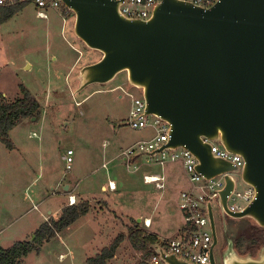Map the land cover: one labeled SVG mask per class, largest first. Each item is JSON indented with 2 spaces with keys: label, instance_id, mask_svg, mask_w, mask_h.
Listing matches in <instances>:
<instances>
[{
  "label": "rangeland",
  "instance_id": "374dc122",
  "mask_svg": "<svg viewBox=\"0 0 264 264\" xmlns=\"http://www.w3.org/2000/svg\"><path fill=\"white\" fill-rule=\"evenodd\" d=\"M55 13L51 11L48 20H40L33 7H28L0 26V100L10 103L21 98L23 86L38 101L41 112L38 120L22 121L10 134L13 151L0 145V247L9 249L18 242L32 241L49 210L54 216H46V220H58L66 198L65 188L76 186V176L91 173L93 181H98L95 187L108 184L109 180L119 185L123 180L129 190L117 195L102 192L109 206L102 201L91 203L92 215L81 217L44 243L24 264H81L96 257L121 234L125 239L107 264H143L147 257L133 248L130 229L135 227L136 215L143 209L139 201L145 193L143 176L159 173L162 166L144 164L138 157L129 172L122 154L133 145L152 140L155 118H148L150 126L145 129L135 131L129 127L133 103L142 93L129 86L126 73L108 85H93L75 95L79 71L99 61L101 55L74 36L72 13L65 15L72 19L67 33L62 32ZM68 151L73 152L70 170ZM176 165L177 179L186 181L183 164ZM245 191L247 186L239 181L238 193L244 195ZM157 195L151 193L147 197ZM237 204L246 206L241 199H237ZM213 206L218 211L217 200ZM93 217L98 218V224L91 221ZM176 220H181L180 215ZM243 222L220 260L215 257L218 264H222L223 254L232 244L240 255H246L238 251L236 237L242 235L246 239L256 232L250 228L251 222ZM247 246L243 244L239 249L245 252Z\"/></svg>",
  "mask_w": 264,
  "mask_h": 264
},
{
  "label": "water",
  "instance_id": "95a60500",
  "mask_svg": "<svg viewBox=\"0 0 264 264\" xmlns=\"http://www.w3.org/2000/svg\"><path fill=\"white\" fill-rule=\"evenodd\" d=\"M58 1L74 15V36L101 55L79 71L75 95L126 73L142 93L145 116L170 127L168 142L150 156L183 148L206 181L226 175L221 212L264 230V0H219L210 9L162 0L148 21L126 19L120 1ZM205 140L244 160L241 182L256 194L241 211L228 206L237 169ZM207 209L215 236L211 202ZM153 252L164 264H190L161 246ZM210 264H218L214 249ZM222 264H264V246L255 257L232 244Z\"/></svg>",
  "mask_w": 264,
  "mask_h": 264
},
{
  "label": "built area",
  "instance_id": "2783aa9c",
  "mask_svg": "<svg viewBox=\"0 0 264 264\" xmlns=\"http://www.w3.org/2000/svg\"><path fill=\"white\" fill-rule=\"evenodd\" d=\"M120 1V11L122 15L129 20L148 21L154 14L156 7L162 0H115ZM190 2L193 5L210 9L219 0H183ZM17 4H31L38 10L37 16L40 19L46 20L48 18L46 11L48 9L62 11V4L58 0H0V6H14ZM62 13V12H61ZM63 15V14H62ZM65 17V16H64ZM117 90L123 91L129 97L131 94L126 93L121 87ZM146 103L143 97H138L133 103L132 110L129 116V127L132 130L138 131L150 126L148 118L145 116ZM155 118V117H153ZM154 127L156 129L155 136L149 142L139 143L132 148L126 150L122 156L127 160V164L131 165L132 161L139 155H148L151 159L157 158V162L164 166L167 162H181L188 178L190 187L183 191L179 200V210L182 212L185 224L187 226L183 235L177 239L164 240L157 243V246L163 247L168 254L175 255L190 264H210V256L212 252V232L210 221L208 217L207 205L209 202L213 204L217 200L219 193L225 188V177L222 175L213 180L206 181L197 171L196 159L185 149L180 148L177 151H165L155 156H150L151 153L156 152L164 146L169 140L170 127L155 118ZM212 147L214 156L218 159L232 164L239 175L244 169L245 162L242 157L234 155L226 151L221 145L205 140ZM73 152L67 153V170L71 169ZM145 183H158L159 178L146 176ZM241 182V178L239 179ZM239 184V183H238ZM163 188V185H157ZM110 189H114L110 185ZM255 191L253 188L247 186V191L244 195L238 193V185L234 193L228 197V206L231 211L238 212L244 207L238 206L237 199L245 202L246 206L255 199ZM76 204L74 197H70V205ZM214 207V206H213ZM145 226H150V222L145 221ZM164 245V246H163ZM143 264H164L158 255L147 257Z\"/></svg>",
  "mask_w": 264,
  "mask_h": 264
},
{
  "label": "trees",
  "instance_id": "16d2710c",
  "mask_svg": "<svg viewBox=\"0 0 264 264\" xmlns=\"http://www.w3.org/2000/svg\"><path fill=\"white\" fill-rule=\"evenodd\" d=\"M29 4H17L14 6H0V26L17 16ZM62 14L65 16L70 13L62 6ZM22 97L8 103L6 100H0V143L6 146L8 150L13 151L14 145L10 140V133L24 120L41 116L40 104L23 86L20 87ZM92 205L89 201H79L74 205L64 206L58 220L50 219L45 222L33 235V240L29 242H18L9 249L0 247V264H24V260L33 252H39L40 247L54 239L59 233L75 224L81 217L87 215ZM139 224L135 223V227L130 229V242L137 252L143 256L151 257L154 254L153 247L160 241L155 236L147 235L141 232ZM260 233L250 240L241 238L238 246L243 244L250 245L246 249V254L253 253L256 256L259 249L264 246V230L260 229ZM124 235H119L113 243L101 251L94 258H90L87 264H107L112 260L122 242ZM164 246V245H163Z\"/></svg>",
  "mask_w": 264,
  "mask_h": 264
},
{
  "label": "crops",
  "instance_id": "0c3cea01",
  "mask_svg": "<svg viewBox=\"0 0 264 264\" xmlns=\"http://www.w3.org/2000/svg\"><path fill=\"white\" fill-rule=\"evenodd\" d=\"M28 7H33V9L36 12V17L40 19L37 16L39 10L34 5H31V4H29L25 9H27ZM51 11L52 12L55 11L56 12L55 19L61 21L62 32L67 33V29L69 28V25L72 24V19L67 16L64 17L60 11L48 9L46 11L47 16H48L46 20L49 19V15ZM40 20H44V19H40ZM28 138L31 139L32 136L28 135ZM1 144L2 143H0V145ZM0 153H1V150H0ZM138 157L140 158V160L143 159L144 164L160 165L159 162H157V158L151 159L148 155L142 154V155L137 156L132 161L131 165H128L126 161L124 160L128 171L132 169V165L134 163L138 162L137 160ZM152 161H155V162H152ZM153 163H156V164H153ZM177 163L178 162L169 161L164 166H162V170L159 173H156V174L146 173L143 176V183L145 185V188L143 189V191L145 193L141 194L140 195L141 197L139 196L140 197L139 201L142 204L141 206L143 207V209H140L141 212L137 213L136 222L140 225L138 229L141 232L147 235L155 236L157 240H159L160 242L164 240L175 239V238L177 239L181 237L187 229V226L183 219L184 218L183 214L178 208V203H179V198H180L181 193L187 190L190 187V185H189L188 178H186L187 176L185 177L187 179L186 181H183L182 178H180V180L177 179L179 178V176H176L178 174V165H176ZM106 166H107L106 164L103 165L104 168H106ZM134 169L137 172L138 167L135 166ZM176 172L177 174H175ZM146 176H152V177L159 178V182L156 184L145 183L144 178ZM122 181L119 182V185L116 184V182L112 180H109L108 184L102 183L100 185H97L96 187H99L97 189L101 191V194H100V191L98 190L99 191L98 192L96 187L94 186L96 183H98V181H95V182L93 181V175L91 173L84 175L82 177L76 176V186L74 188H72L71 186L66 187L68 188V190L69 189L70 190L69 192L68 190H65L67 191L66 196H65L66 198H64L65 202L63 203L62 206L64 207L70 204V197H74L76 204L81 200L89 201L90 203H94V204H97L98 202L102 201L105 204H108L109 206V203L104 199L103 194L112 193L114 195H117L121 191L123 192L128 191L129 186L126 183L125 184L122 183ZM110 185L114 187V189H110ZM157 185H163V188L160 189ZM151 193L158 194V195L155 198H148L151 195ZM77 199L79 200L77 201ZM61 209L62 207L59 209V212L61 211ZM56 214L58 217L59 213H56ZM51 215L53 217L54 213H52V211L49 210L45 215H43V221L46 222L47 221L46 216L48 217ZM90 215H92L91 211L85 216H90ZM95 215L98 216V214H95ZM178 215H180L181 217V220H179V222L176 220ZM91 219H92L91 220L92 222H95L98 224L99 220L97 217L96 218L93 217ZM145 221L150 222L149 227L147 225L145 226L144 224ZM166 221L168 223H166ZM88 259H86V261L81 264H87Z\"/></svg>",
  "mask_w": 264,
  "mask_h": 264
},
{
  "label": "flooded vegetation",
  "instance_id": "af4514ba",
  "mask_svg": "<svg viewBox=\"0 0 264 264\" xmlns=\"http://www.w3.org/2000/svg\"><path fill=\"white\" fill-rule=\"evenodd\" d=\"M218 211H216L213 207V212H214V231H215V236L212 234V249H214V254L217 259L220 260L221 253L223 250L227 247V245L234 240L235 234L237 233L238 225H242L244 222L243 221H234L230 219L229 217L225 216L219 207H217ZM234 224V227H233ZM251 226L250 228H253L255 230V236L258 235L261 231L259 228L253 224L249 225ZM211 227V226H210ZM249 230V229H248ZM246 230V231H248ZM212 232V230H211ZM253 236V237H255ZM251 237V236H250ZM249 236L246 238L247 240L251 241V237ZM242 235H239L238 238L236 237V243H237V249L240 253L246 254L245 252H242L238 246V242L241 240ZM250 247L247 246L246 249ZM241 248V247H240ZM218 252V253H217ZM253 254V253H252Z\"/></svg>",
  "mask_w": 264,
  "mask_h": 264
}]
</instances>
